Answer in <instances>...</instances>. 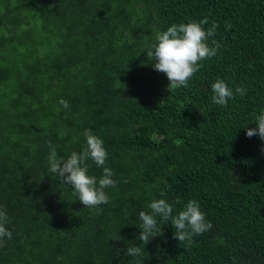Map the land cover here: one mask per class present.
I'll use <instances>...</instances> for the list:
<instances>
[{"label":"trees","instance_id":"trees-1","mask_svg":"<svg viewBox=\"0 0 264 264\" xmlns=\"http://www.w3.org/2000/svg\"><path fill=\"white\" fill-rule=\"evenodd\" d=\"M205 17L221 48L169 89L142 51ZM217 78L246 95L214 104ZM261 109L264 0H0V264H264V141L245 135ZM85 129L118 181L99 215L48 170V142L67 158ZM160 198L197 200L212 229L185 248L168 222L143 248L139 212Z\"/></svg>","mask_w":264,"mask_h":264},{"label":"clouds","instance_id":"clouds-1","mask_svg":"<svg viewBox=\"0 0 264 264\" xmlns=\"http://www.w3.org/2000/svg\"><path fill=\"white\" fill-rule=\"evenodd\" d=\"M207 23L206 17L199 21L174 23L166 30L158 32L155 35V42L142 51L146 53L147 58L154 61L151 65L153 69L166 75L169 89L188 87L189 81L203 67L202 62L214 57L221 48V44L214 39L218 25L212 22L210 27L205 28L204 25ZM230 28L231 23L226 22L225 29ZM211 91L212 102L223 107L237 95H246L247 89L243 85L233 89L225 80L217 78L211 85ZM59 104L65 109L69 107L63 98L59 100ZM254 120L256 127L247 128L245 135L247 137L258 135L264 141V109L254 116ZM83 135L86 140L85 147L80 152H71L67 158L59 156L56 146L49 141L48 170L55 174L59 183L72 186V191L84 208L95 210L99 215L102 211L100 206L110 202L106 189L115 188L118 181L113 179V170L106 166L108 152L103 140L90 129H85ZM89 160L97 168H102L99 178L89 174L90 165L87 163ZM165 186L169 187L166 182ZM164 195L165 192L161 191V196ZM176 203H179V199L174 203H169L164 198L153 199L148 204L150 211L139 212L142 224L137 239L143 244V248L151 238L163 234L161 225L168 222L174 229V238L185 248L192 246L194 237L212 229L213 224L206 219L197 200H188L180 210L175 209ZM9 223L7 210L0 207V247L5 245L6 240L12 238V231L6 227ZM125 254L132 257L140 256L142 248L133 245L126 249Z\"/></svg>","mask_w":264,"mask_h":264}]
</instances>
